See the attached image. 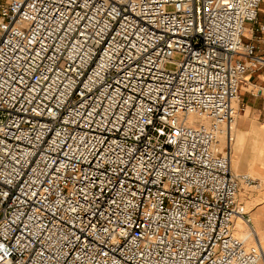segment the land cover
<instances>
[{
  "label": "built area",
  "instance_id": "2783aa9c",
  "mask_svg": "<svg viewBox=\"0 0 264 264\" xmlns=\"http://www.w3.org/2000/svg\"><path fill=\"white\" fill-rule=\"evenodd\" d=\"M263 1H0V264H261L229 151Z\"/></svg>",
  "mask_w": 264,
  "mask_h": 264
},
{
  "label": "crops",
  "instance_id": "0c3cea01",
  "mask_svg": "<svg viewBox=\"0 0 264 264\" xmlns=\"http://www.w3.org/2000/svg\"><path fill=\"white\" fill-rule=\"evenodd\" d=\"M257 22H264V1L259 6ZM243 41L255 43V55L264 60V45L254 42L252 25L246 26ZM236 105L239 113L229 151L230 169L233 172L234 167H237L238 171L251 168L259 174H264V62L259 66H250L246 71ZM221 144L219 143L218 148L223 151L224 146ZM256 211L252 214L253 219L259 216L260 212L257 209ZM248 221L249 225L256 229L250 217Z\"/></svg>",
  "mask_w": 264,
  "mask_h": 264
},
{
  "label": "rangeland",
  "instance_id": "374dc122",
  "mask_svg": "<svg viewBox=\"0 0 264 264\" xmlns=\"http://www.w3.org/2000/svg\"><path fill=\"white\" fill-rule=\"evenodd\" d=\"M0 1H6V0H0ZM173 61H179L181 59V55L178 53H173L171 56ZM166 68L169 70H173L175 68V64L173 63H167ZM219 143H222L221 145H224V137H220L218 140L216 151H220L218 148ZM237 167H234V173L236 174H243L247 175L251 180L252 183L249 184H242L239 189L238 194V202L242 204L244 207V211L246 213V219L248 220V217L254 222L255 228L251 226H248L247 224V231L253 230L254 233L258 235V237L249 236L246 238V243L248 245H256V243L260 244L264 250V174H259L253 169H248L245 171H238ZM262 206V207H261ZM258 210V217L256 219L252 218V214ZM257 212V211H256ZM247 215H249L247 217ZM246 224V223H245ZM236 236L243 238V235L237 234ZM259 240V242H257Z\"/></svg>",
  "mask_w": 264,
  "mask_h": 264
},
{
  "label": "bare ground",
  "instance_id": "6f19581e",
  "mask_svg": "<svg viewBox=\"0 0 264 264\" xmlns=\"http://www.w3.org/2000/svg\"><path fill=\"white\" fill-rule=\"evenodd\" d=\"M245 223L246 222L243 221L241 218L236 219V224H235L236 225V233L243 235L244 236L243 238H247L249 236H253V238L254 237L257 238L258 235L256 233H254V231H253L254 229L251 231H247V229H246L247 224H245ZM248 226H250V225L248 224ZM257 242H259V240ZM256 247H258L262 252L263 257H262L261 264H264V250H263L262 246L258 243H256Z\"/></svg>",
  "mask_w": 264,
  "mask_h": 264
}]
</instances>
